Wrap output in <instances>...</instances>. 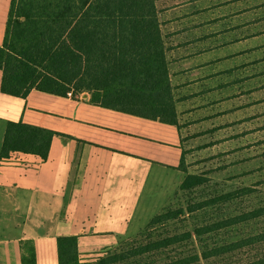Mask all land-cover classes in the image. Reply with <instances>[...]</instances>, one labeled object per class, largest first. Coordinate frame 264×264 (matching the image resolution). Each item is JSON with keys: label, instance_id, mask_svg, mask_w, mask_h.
Listing matches in <instances>:
<instances>
[{"label": "crops", "instance_id": "crops-1", "mask_svg": "<svg viewBox=\"0 0 264 264\" xmlns=\"http://www.w3.org/2000/svg\"><path fill=\"white\" fill-rule=\"evenodd\" d=\"M155 7L180 130L95 106L89 94L32 91L21 99L0 91V150L8 122L65 136L52 140L45 161L21 153L0 160V264H21L26 241L37 264H58L59 237H77L83 259L123 241L183 181L176 168L188 130L204 129L197 139L220 127L264 126V83L253 86L264 79V0H155ZM222 141L204 150L229 143Z\"/></svg>", "mask_w": 264, "mask_h": 264}, {"label": "trees", "instance_id": "trees-1", "mask_svg": "<svg viewBox=\"0 0 264 264\" xmlns=\"http://www.w3.org/2000/svg\"><path fill=\"white\" fill-rule=\"evenodd\" d=\"M166 52L155 0H10L0 91L21 99L32 91L64 98L89 94L95 106L180 130ZM55 137L65 136L8 122L0 160L21 153L45 161ZM189 155L182 150L176 168L185 174L179 192L189 199L186 207L155 215L132 244L86 264H264V230L222 243L212 238L264 219V207L206 219L179 233L155 232L186 214L201 211L205 219L210 210L224 211L251 194L246 187L224 192L209 173H189ZM209 187L220 192L210 196ZM56 247L58 264H82L77 237H59ZM21 251V264H37L32 241L21 243Z\"/></svg>", "mask_w": 264, "mask_h": 264}, {"label": "rangeland", "instance_id": "rangeland-1", "mask_svg": "<svg viewBox=\"0 0 264 264\" xmlns=\"http://www.w3.org/2000/svg\"><path fill=\"white\" fill-rule=\"evenodd\" d=\"M9 6L10 0H0V21L3 19V12H8ZM2 26L3 25H1L0 22V31ZM4 26L3 31H5ZM258 58L259 57H253V61H256ZM258 70L259 68H253V74L256 75V73H259ZM260 70H264V67H261ZM263 83L264 79L261 78L256 83H253V86L257 87ZM263 94L261 95L262 98ZM259 97L258 95L253 96V100L254 98ZM214 127L210 126L209 128ZM227 127H224L225 130L223 127H220V131H217L214 136L210 138H201L202 135L197 139H192L193 136H196L197 132L204 130H199V127L198 129L192 127L190 131L188 130L185 133L188 134L187 138H189V141H186L184 146L185 150L190 152V155L187 156L188 171L191 174L209 173L208 177L214 181L220 182L222 186L221 189L224 192L234 190L236 187H246L251 189V194L234 202V205L231 204L230 207L226 208L224 211L210 210L209 217L205 219L201 215V211H198L193 215L186 214L187 216L178 218L174 220V222L169 221L158 226V229L155 232H163L162 234H165L166 232L170 234L179 233L184 230H191L195 225L198 226L203 224V221L206 219L213 221L222 216H234L240 212H247L258 207H264V126ZM226 139L229 140V143L225 146H221L220 149L210 148V150H204L205 147H202L209 141H212L215 145H220L223 143L222 140ZM227 151H229V153H227ZM179 185L180 184H177L175 191L170 195L166 203H162L159 209L150 212V217L143 220H136L129 230H127L123 241H120L103 251L89 253L90 256L88 255L89 257L86 259H83L79 252L82 264L93 262L97 258L107 255L109 252L120 250L125 245L132 244L134 239L144 230L146 224L155 215L167 210L170 211L179 207H186L189 199L187 195H184V197L181 196L182 193L179 192ZM208 191L210 196L216 194V191L220 192L217 189L213 190L211 187H209ZM262 230H264V219L229 229L213 236L212 238L215 239L216 242L222 243L225 241L236 240L250 234H255Z\"/></svg>", "mask_w": 264, "mask_h": 264}, {"label": "built area", "instance_id": "built-area-1", "mask_svg": "<svg viewBox=\"0 0 264 264\" xmlns=\"http://www.w3.org/2000/svg\"><path fill=\"white\" fill-rule=\"evenodd\" d=\"M68 96L71 97V94L69 93Z\"/></svg>", "mask_w": 264, "mask_h": 264}]
</instances>
